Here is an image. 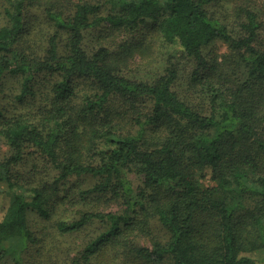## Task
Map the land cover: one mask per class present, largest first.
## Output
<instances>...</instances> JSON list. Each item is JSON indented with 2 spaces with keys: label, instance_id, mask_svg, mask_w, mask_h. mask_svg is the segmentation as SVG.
I'll return each mask as SVG.
<instances>
[{
  "label": "trees",
  "instance_id": "trees-1",
  "mask_svg": "<svg viewBox=\"0 0 264 264\" xmlns=\"http://www.w3.org/2000/svg\"><path fill=\"white\" fill-rule=\"evenodd\" d=\"M227 1L0 3V96L12 77L19 84L17 100H39L35 114L9 118L0 102V136L11 150L0 161V193L10 198L0 214V262L7 241H39L30 215L49 216L61 185L91 175L96 183L81 193L108 194L125 209H82L58 220L62 235L97 221L102 226L82 260L62 264L90 262L102 243L116 246L134 224L131 211L137 214V206L147 203L167 234L151 248L124 245L144 264L164 258L173 264H264V11L253 0H232L222 13L213 9ZM103 27L111 39L87 51L86 33ZM149 28L164 40L168 55L156 81L125 71L137 54L149 53ZM216 39L228 45L218 66L204 54ZM178 58L192 62L190 86L207 105L177 91ZM243 64L242 77L236 72ZM152 127L160 132L146 135ZM29 146L58 170L55 185L17 183L14 168ZM90 153L95 162H86ZM129 171L141 184L134 186ZM203 179L211 183L205 186Z\"/></svg>",
  "mask_w": 264,
  "mask_h": 264
},
{
  "label": "rangeland",
  "instance_id": "rangeland-1",
  "mask_svg": "<svg viewBox=\"0 0 264 264\" xmlns=\"http://www.w3.org/2000/svg\"><path fill=\"white\" fill-rule=\"evenodd\" d=\"M4 0H0V3ZM224 1V0H223ZM228 0L223 6L216 3L213 9L217 13L225 11L229 5ZM255 6L261 5L264 11V0H253ZM37 8V7H33ZM41 14L40 10H37ZM263 15V14H262ZM236 31L240 32V28ZM145 40L151 44L149 53L146 56L136 55L125 71L138 79L145 81H156L159 75L165 72L168 64V55L164 40L152 29L146 30ZM112 35L108 34L106 27L98 30H90L86 33L85 48L92 51L95 47L107 39H111ZM228 52V45L223 40L216 39L204 47V54L207 60L214 65L219 64L223 60V56ZM250 57V55H249ZM250 59V58H249ZM180 76L176 85V89L184 97H192L194 104L197 106L207 105V99L203 93H196L195 89L190 86V77L192 72V62L186 58H178ZM238 76H246V66L236 72ZM47 75L42 80L43 85L46 83ZM40 86V83H38ZM4 92L0 96V102L3 104L6 118L15 117L21 114L33 115L38 110L39 100H32L29 103H22L17 100L16 96L19 92V84L16 79L8 77L3 85ZM2 124V123H1ZM160 132L158 127H152L147 130V134H156ZM24 159L14 168L15 180L17 183H25L26 186L33 184H42L49 187L55 185V178L58 176V170L49 162L39 150L29 146L25 149ZM10 146L7 141L0 136V161L10 154ZM86 162L92 161L91 153L85 155ZM128 177L134 186L141 184V178L133 171L128 172ZM97 179L91 175L75 176L66 185H61L56 201L52 203L51 213L47 217H43L37 213H32L31 228L38 239V242H25L20 238L7 241L5 244L8 248L7 257L0 264H17L21 261L23 264H62L73 263L76 260H82L84 247L91 239H94L101 232L102 226L100 221L93 225L85 226L78 232L61 234L57 230L56 222L61 219H73L78 216L79 210L93 211H119L124 212V205H121L116 199L111 198L108 194L93 192L86 196L81 193L82 189H86L95 184ZM207 186L211 182L202 180ZM2 189L7 190L8 182H1ZM20 191V187H16ZM10 198L6 193H0V214L5 210ZM145 209L138 208L131 211V221L134 222L125 232V238H121V242L116 246L108 243H102L98 249L92 254L91 261L81 264H144L145 261L133 255L125 249L126 243H132L138 246H146L151 248L155 242L164 241V235L167 234L165 227L160 223L158 216L153 212V204H146ZM120 239V238H119ZM130 255V256H127ZM167 257V256H166ZM159 264H173L172 260L164 258Z\"/></svg>",
  "mask_w": 264,
  "mask_h": 264
}]
</instances>
